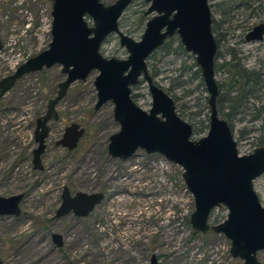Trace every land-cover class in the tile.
<instances>
[{"label": "rangeland", "instance_id": "rangeland-1", "mask_svg": "<svg viewBox=\"0 0 264 264\" xmlns=\"http://www.w3.org/2000/svg\"><path fill=\"white\" fill-rule=\"evenodd\" d=\"M221 1L208 0L214 20L222 17L221 8L218 10L223 7ZM257 3L254 0L253 6ZM146 7L144 0H134L120 20L122 31L137 40L145 27L146 19H140V14ZM235 11L232 24L241 22L242 26L234 30L228 44L239 49L246 66H255L263 57L264 39L245 41L244 35L264 21V12L256 8L254 14L245 7ZM51 12V0H0V37L4 43L0 79L48 47ZM241 37L244 41L237 43ZM179 43L176 36L166 41L150 55L148 68L154 81L174 98L177 113L202 130L193 136L198 138L207 132L203 128L208 119L207 92L194 56L179 48ZM227 46H219L218 62L224 60ZM102 52L107 57L128 56L116 34L106 39ZM98 73L94 70L86 81L74 82L58 103L59 119L50 122L42 170L33 165L36 121L66 77L62 66L25 75L1 99L0 196L23 192L25 197L20 216H0V259L7 264H147L155 254L158 264H237L224 235L192 230L193 197L178 165L142 149L127 160L109 155V137L120 126L113 117L111 101L95 108ZM225 76L216 71L217 81ZM133 97L143 109L150 108L145 81L134 87ZM72 123L80 124L85 133L69 151L57 142ZM244 125L250 128V123L237 121L233 129L240 154L254 148L251 135L243 137L239 132ZM65 185L73 191L105 190L109 196L89 216L55 218ZM254 189L264 205V174L254 181ZM226 214L225 207L215 208L210 222H220ZM52 232L64 235L62 248L53 242ZM257 257L264 264V251Z\"/></svg>", "mask_w": 264, "mask_h": 264}, {"label": "water", "instance_id": "water-1", "mask_svg": "<svg viewBox=\"0 0 264 264\" xmlns=\"http://www.w3.org/2000/svg\"><path fill=\"white\" fill-rule=\"evenodd\" d=\"M52 39L48 47L29 57L14 72L0 79L1 99L25 75L62 66L65 79L58 84L46 112L37 118L33 150L34 169L42 170V154L51 129L50 122L59 119L57 105L76 81H86L97 70L96 109L111 101L113 117L119 130L109 137L108 153L127 160L137 150L158 153L178 165L187 190L193 197L194 210L190 225L194 232L224 235L230 242L229 254L237 264H262L257 253L264 251V205L254 181L264 174V146L240 154L228 122L217 108L219 88L215 61L217 42L212 31V11L208 0H145V14L154 13L145 23L140 39L123 32L120 20L134 0H51ZM91 18L92 22L88 19ZM116 34L128 56L107 57L102 52L106 39ZM177 35L186 52L194 56L207 92L208 127L205 135L194 138L192 124L176 111V102L155 81L147 59L164 41ZM245 41H262L264 23L255 24L244 36ZM4 43L0 37V50ZM146 82L151 97L148 110L133 97V89ZM85 129L78 123L66 127L57 142L69 151L75 149ZM104 193L63 188L62 202L55 216L70 212L88 216L104 199ZM25 193L0 196V216H20ZM225 207L227 214L220 222L210 223L215 208ZM53 242L61 247L64 236L52 233ZM0 264H7L0 259ZM147 264H158L152 254Z\"/></svg>", "mask_w": 264, "mask_h": 264}, {"label": "trees", "instance_id": "trees-1", "mask_svg": "<svg viewBox=\"0 0 264 264\" xmlns=\"http://www.w3.org/2000/svg\"><path fill=\"white\" fill-rule=\"evenodd\" d=\"M223 1L229 0H222V3H220L223 7H218V10L221 8V15L225 19L222 22L220 21L221 19H213L212 22V31L215 35L218 49L221 41L224 40L223 37H226L222 33V25L224 26L225 23H229V26H232L234 18V15L230 14L229 11L224 13L223 10L227 11L228 9L234 12L236 9L245 7L251 9L252 12H255L256 8L264 12V0H257L258 3L256 6H253L254 0H230L227 4ZM240 23H237L233 27V30L239 29L242 26ZM230 34L233 35L234 32L231 31ZM243 41L241 37L237 43ZM179 48L184 50L180 43ZM218 49L216 53L215 71H222L226 75L221 81H217L219 88L217 108L219 114L228 122L232 132L235 122L246 121L250 123V128L244 125L239 129L241 136L251 135L250 137L252 138L254 147L264 146V54L262 58L257 59L255 66L248 67L245 65L244 57L240 55L239 49L234 46L229 47L225 53L224 60L218 62ZM205 107L208 109L206 104ZM207 122L208 119H206V124L203 126L204 129L208 127ZM193 128L194 134L202 131L196 127Z\"/></svg>", "mask_w": 264, "mask_h": 264}, {"label": "flooded vegetation", "instance_id": "flooded-vegetation-1", "mask_svg": "<svg viewBox=\"0 0 264 264\" xmlns=\"http://www.w3.org/2000/svg\"><path fill=\"white\" fill-rule=\"evenodd\" d=\"M133 2H134V1H133ZM133 2H132V3H133ZM144 2H145V4H147V7H146L145 10H143V11L141 12V14H140V19H142V20L146 19V21H147V20H148V19H149L154 13L145 14V11L147 10V8H148V6H149V3H147L145 0H144ZM129 7H130V6H129ZM210 7H211V6H210ZM211 11H212V10H211ZM223 11H224V13L229 11V13H230V14H233L234 17H235V12H236V11H234V12L232 11V12H231V11L228 10V9H227V11H226V10H223ZM254 14H256V11L254 12ZM213 19H214V18L212 17V22H213ZM220 19H221L220 21L222 22V20L225 19V18L222 17V18H220ZM233 20H234V18H233ZM146 21H145V23H146ZM260 22H263V23H264V21H262V20L259 21L258 23H260ZM220 24H221V23H220ZM229 25H230L229 23H225L224 26L222 25V30H223L222 33H223L224 35H226V37H225V36L223 37L224 40L221 41V44H223V45H228V46L225 48V52H226L227 49H229V47H230L229 44H228V43H229V40L232 39V38H234V34L232 35V34H230V33H231V31L234 32L233 27H235V26H234L233 24H232V26H229ZM254 25H255V24H254ZM254 25H253V26H254ZM228 26H229V27H228ZM253 26H252V27H253ZM252 27H251V28H252ZM144 28H145V27H144ZM251 28H250V29H251ZM250 29H248V30H250ZM227 30H228V32H227ZM248 30H247V31H248ZM143 31H144V30H143ZM142 33H143V32H142ZM245 34H246V33H245ZM174 36L178 37L176 34L173 35V36H171V37H168V38L164 41V43H163L162 45H164V44L166 43V41H168L169 39H171V38L174 37ZM214 36H215V35H214ZM244 36H245V35H244ZM231 37H232V38H231ZM235 37H236V36H235ZM215 39H216V38H215ZM244 40H245V39H244ZM216 42H217V41H216ZM180 44H181V43H180ZM221 44H220V45H221ZM162 45H161V46H162ZM217 45H218V44H217ZM161 46H160V47H161ZM160 47H159V48H160ZM182 47H183V46H182ZM159 48H157V49H159ZM157 49H156V50H157ZM156 50H155V51H156ZM149 57H150V56H149ZM149 57H148V58H149ZM147 64H148V59H147ZM252 150H253V149H252ZM252 150H251V151H252ZM65 186H66V185H65ZM65 186H64V187H65ZM67 186H68V185H67ZM64 187H63V188H64ZM69 188H70V186H69ZM70 190H71L72 194H74L75 192H77V191H73V189H71V188H70ZM96 191H99V192L104 193L105 196H104V199L102 200V202H104L105 199H106V197L109 196V195L106 193L105 190H101V189H100V190H96ZM93 192H95V191H93ZM62 194H63V190H62V193H61V202H62ZM61 202H60V204H61ZM102 202H101V203H102ZM101 203H100V204H101ZM100 204H98V205H100ZM98 205H97V206H98ZM59 206H60V205H59ZM97 206H96V207H97ZM96 207L94 208V210L96 209ZM94 210H93L92 212H94ZM56 211H57V210H56ZM92 212H91V213H92ZM91 213H90V214H91ZM90 214H89V215H90ZM68 215H72V216H74L75 218H83V217H84V216H78V215H76L73 211L70 212V213H68V214H66V215H63V216H61V217H65V216H68ZM89 215H88V216H89ZM61 217H56V216H55V218H61ZM85 217H86V216H85ZM210 223H211V222H210ZM52 233H53V232H52ZM61 234H62V233H61ZM62 235H63V234H62ZM63 236H64V235H63ZM52 240H53V239H52ZM64 244H65V238H64ZM64 244H63V246H64ZM55 245H56V244H55ZM56 246H57V245H56ZM63 246H61V247H58V246H57V247H58V248H62ZM150 257H151V256H150ZM156 257H157V256H156ZM149 259H150V258H149ZM157 260H158V257H157ZM158 263H159V261H158ZM71 264H73V263H71Z\"/></svg>", "mask_w": 264, "mask_h": 264}]
</instances>
